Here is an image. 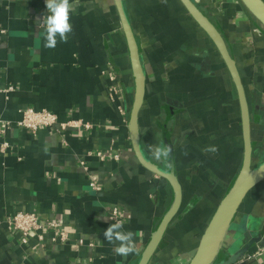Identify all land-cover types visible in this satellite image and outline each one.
Segmentation results:
<instances>
[{
    "label": "crops",
    "instance_id": "crops-1",
    "mask_svg": "<svg viewBox=\"0 0 264 264\" xmlns=\"http://www.w3.org/2000/svg\"><path fill=\"white\" fill-rule=\"evenodd\" d=\"M121 1L146 78L140 144L165 169L166 161L153 159L148 145L171 146L182 190L180 209L148 264H188L241 167L236 91L215 47L178 0ZM191 1L220 32L235 61L257 165L264 159V31L238 0ZM70 2L67 42L57 36L56 47L46 48L39 27L48 15L45 0H0V87H13L6 96L0 93V119L16 122L18 111L31 107L54 113L59 123L91 126L40 128L36 135L11 128L0 139L10 145L0 155V264H136L172 201L169 185L141 167L131 148L127 124L134 85L113 0ZM108 73L120 88L113 101ZM211 148L216 151L206 150ZM97 152L106 159L100 161ZM88 175L96 177L100 191L91 189ZM113 207L130 217L121 230L134 234L137 253L127 257L116 255L103 235L114 223ZM17 212L62 220L68 243L53 245L47 234L43 246L33 239L21 245L4 224ZM254 238L252 260L243 264H264V180L242 201L223 255Z\"/></svg>",
    "mask_w": 264,
    "mask_h": 264
},
{
    "label": "water",
    "instance_id": "water-1",
    "mask_svg": "<svg viewBox=\"0 0 264 264\" xmlns=\"http://www.w3.org/2000/svg\"><path fill=\"white\" fill-rule=\"evenodd\" d=\"M178 1L189 17L211 41L226 67L236 91L243 143L242 163L239 172L234 182L219 202L215 212L200 236L195 253L188 264H237L244 256L248 255L249 250L257 243L258 239H251L241 249L235 252L227 250L226 258L221 260H219V258L224 251L225 239L242 201L253 188L264 180V159L257 165H253L252 163L250 115L246 96L235 61L228 51L224 38L191 0ZM238 1L264 31V1ZM113 2L125 37L134 85L133 100L127 124L131 148L141 167L152 175L164 180L172 191V201L136 263L148 264L168 226L180 209L182 190L174 171L172 151L166 160L167 169H165L150 161L142 150L138 131V114L144 101L146 78L136 40L126 17L122 1L113 0Z\"/></svg>",
    "mask_w": 264,
    "mask_h": 264
},
{
    "label": "built area",
    "instance_id": "built-area-1",
    "mask_svg": "<svg viewBox=\"0 0 264 264\" xmlns=\"http://www.w3.org/2000/svg\"><path fill=\"white\" fill-rule=\"evenodd\" d=\"M44 29V27H41ZM45 30V29H44ZM108 79L112 83L109 89L110 100L113 101L119 95L120 88L117 84L116 76L113 73H108ZM13 92V87L8 86L5 88L0 87V93L5 96ZM121 112V108H118ZM20 115L19 120L16 122L3 121L0 119V139L5 136L7 131L11 128L25 130L32 135H36L40 128H59L64 131L66 129H84L89 130L91 126L88 123H81L79 121H70L66 123H59L57 116L47 110H35L31 107L20 109L18 111ZM10 149V145L7 141L0 140V155H4ZM91 155V154H89ZM96 157L100 161L106 159L104 153H96ZM113 159H118V155H109ZM82 168H86L83 162H80ZM89 185L93 191H100L97 186L96 177L88 175ZM130 217L125 215L119 207H113L109 211V219L114 223H123L124 220H128ZM4 224L11 230V232L19 235L20 244L27 246L31 239H33L38 245L43 246L46 235L49 234V242L53 245H64L69 241V235L64 227L62 220H44L42 217L34 212H17L11 216H8ZM78 245H83L82 240H78ZM92 246V245H90ZM252 260L251 256H244L237 264H243Z\"/></svg>",
    "mask_w": 264,
    "mask_h": 264
},
{
    "label": "clouds",
    "instance_id": "clouds-1",
    "mask_svg": "<svg viewBox=\"0 0 264 264\" xmlns=\"http://www.w3.org/2000/svg\"><path fill=\"white\" fill-rule=\"evenodd\" d=\"M45 3L48 15L43 17L39 27L45 29L44 47L55 48L58 42L57 36L61 42H67L68 34L72 32L70 16L74 6L70 0H45ZM148 149L152 158L161 162L166 161L171 152V148L167 145H148ZM206 150L216 151L215 148ZM122 228V223H112L104 230L103 235L109 243L114 245L113 251L116 255L127 257L137 253V247L133 238L134 234L131 231L124 232Z\"/></svg>",
    "mask_w": 264,
    "mask_h": 264
},
{
    "label": "trees",
    "instance_id": "trees-1",
    "mask_svg": "<svg viewBox=\"0 0 264 264\" xmlns=\"http://www.w3.org/2000/svg\"><path fill=\"white\" fill-rule=\"evenodd\" d=\"M173 114H174V110L170 109L169 112H168L169 118L172 117ZM165 145H167V146H169L171 148V146L168 143H165ZM171 151H172V148H171ZM224 258H226V255H223V253H222L220 258H219V260L224 259Z\"/></svg>",
    "mask_w": 264,
    "mask_h": 264
}]
</instances>
